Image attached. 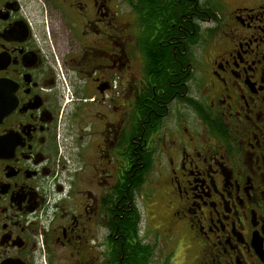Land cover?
I'll return each instance as SVG.
<instances>
[{
	"label": "flooded vegetation",
	"instance_id": "af4514ba",
	"mask_svg": "<svg viewBox=\"0 0 264 264\" xmlns=\"http://www.w3.org/2000/svg\"><path fill=\"white\" fill-rule=\"evenodd\" d=\"M0 264H264V0H0Z\"/></svg>",
	"mask_w": 264,
	"mask_h": 264
}]
</instances>
